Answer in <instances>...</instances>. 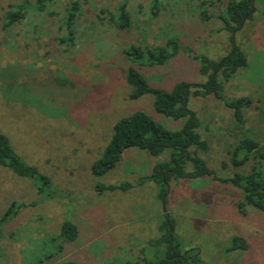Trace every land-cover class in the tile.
Here are the masks:
<instances>
[{
    "label": "rangeland",
    "instance_id": "obj_1",
    "mask_svg": "<svg viewBox=\"0 0 264 264\" xmlns=\"http://www.w3.org/2000/svg\"><path fill=\"white\" fill-rule=\"evenodd\" d=\"M20 1L0 0V67L36 65V76L28 79L32 91L9 94L28 105L9 100L0 90V132L25 161L52 181L54 195L38 194L34 183L0 167V264H35L61 245L60 257L78 264H141L143 257L155 259L164 252L166 246L159 240L167 215L175 221L173 231L182 247L198 249L205 264H264V212L249 208L242 214L238 204L243 194L236 188L209 178L178 180L171 183L164 204L156 185L144 177L166 156L154 158L137 149H129L106 176L91 173L118 119L144 111L170 130L183 127V121L157 114L152 96L130 100L124 75L134 64L125 51L133 45L162 46L175 39L183 49L174 61L165 67H140V72L152 87L165 90L182 81H206L186 48L220 59L230 48L231 35L218 32L222 23L216 18L201 21L197 6L204 0H163L164 12L155 19L148 13L151 0H134L129 6L133 27L121 34L107 22L92 28L94 13L113 9L118 2L96 0L79 23L76 45L67 51L58 41L65 35L58 29L59 16L31 13L19 26L3 31L1 9ZM260 3L257 7L264 9V0ZM62 9L61 2L49 8L56 13ZM209 12L217 13L213 8ZM259 15L235 36L248 54L249 67L225 84L228 99L251 97L255 104L264 100V20ZM42 20L46 25L36 34L34 26ZM190 107L205 122L202 135L212 140L209 167L233 174L231 168L221 169L228 162L224 146L232 142L231 112L216 99H192ZM245 116L246 128L264 145V123L253 106ZM97 184L131 188L97 193ZM12 204L15 210L2 221ZM68 221L79 229L73 243L59 238L61 225ZM235 238L243 239L248 249L229 251Z\"/></svg>",
    "mask_w": 264,
    "mask_h": 264
},
{
    "label": "trees",
    "instance_id": "obj_2",
    "mask_svg": "<svg viewBox=\"0 0 264 264\" xmlns=\"http://www.w3.org/2000/svg\"><path fill=\"white\" fill-rule=\"evenodd\" d=\"M96 0H30L13 2L2 8L1 20L3 31L19 26L30 17L31 13L44 18L60 17L59 31H65L58 41L66 47L76 45L78 26L82 18L89 12V8ZM134 0H118L113 9L103 8L94 13L95 22L92 28L104 25L106 22L119 34L130 32L133 20L129 11L130 3ZM63 4L60 13L51 12L49 8L58 3ZM256 2L260 0H204L197 9L203 23H208L213 18L221 21L222 27L218 32H226L231 35L230 48L220 59H212L206 55H197L192 48L186 51L190 58L200 64V74L206 77L201 83L182 81L171 90L152 87L139 68L165 67L174 61L181 53L183 46L175 39H169L162 46H131L125 51V55L134 64L130 66L124 80L131 88L130 100H138L149 95L153 98L155 112L165 118L183 121V127L170 130L162 123L155 120L144 111L136 112L118 119L113 127V135L106 149L96 160L91 168V173L96 178L106 176L115 169L123 160L124 154L129 149H137L146 152L154 158L166 156L157 162L150 175L144 180L152 182L159 191V198L167 204L171 183L178 180H198L209 178L212 181L228 185L241 191L243 200L238 204L239 211L246 214L248 209L264 212V145L251 129L246 128L247 119L245 110L254 107L260 123H264V100L256 102L251 97L228 99L225 96V84L230 82L240 71L249 67V57L241 45L235 42V36L243 30L247 24L256 20V13L264 20V9H259ZM261 4V3H260ZM262 6V5H261ZM213 8L215 12H209ZM164 12L163 0H151L148 5V13L152 19L158 18ZM46 21L34 26L35 33L43 32ZM138 66H136V65ZM35 66L25 67L23 64L7 65L0 67V90L12 101L24 104L22 98H13L9 94L12 91H32L28 79L36 76ZM35 85L36 82H33ZM9 96V97H8ZM192 99L205 100L216 99L223 103L234 120L233 130L230 131L232 142L226 143L224 153L228 162L222 163L223 171L233 170V174H220L209 167L207 158L210 153L212 140L204 137L201 130L204 128V120L190 107ZM28 105V104H27ZM0 167L7 169L12 174L35 184L40 195L52 197L54 195L52 181L40 174L38 169L30 165L17 153L6 135L0 132ZM52 189H49L51 188ZM131 185H95L97 193L105 191H127ZM49 189V190H48ZM15 210L12 204L2 217V221ZM175 221L167 215V221L162 225L164 232L159 243L165 245L164 252L155 259L143 257L141 264H205L202 261L198 249L187 250L182 247L173 229ZM59 238L63 243H73L79 238L78 227L68 221L60 227ZM55 238L52 240L54 242ZM248 245L241 238H235L229 251H246ZM63 246H59L56 252H49L40 257L35 264H44L52 259H59L58 264H78L66 260L61 256ZM60 257V258H59Z\"/></svg>",
    "mask_w": 264,
    "mask_h": 264
}]
</instances>
